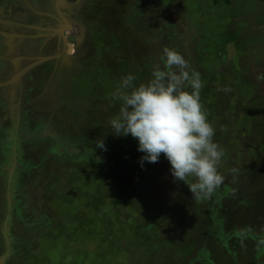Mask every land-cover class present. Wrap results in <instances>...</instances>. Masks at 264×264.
Wrapping results in <instances>:
<instances>
[{
  "label": "rangeland",
  "instance_id": "374dc122",
  "mask_svg": "<svg viewBox=\"0 0 264 264\" xmlns=\"http://www.w3.org/2000/svg\"><path fill=\"white\" fill-rule=\"evenodd\" d=\"M170 1L176 5L167 20L176 24L174 35L184 38L179 52L201 74V103L216 129L215 142L225 150L219 167L225 176L223 185L210 199L197 201L183 182L174 181L163 154L158 163L141 166L138 140L112 133L109 121L119 114L121 104L111 93L128 74L137 77V86L150 80L156 62L144 45L146 33L140 31L139 37L124 24L131 19L126 14L131 13L129 0H106L109 6L94 0L90 11L81 12L86 18L82 27L74 23L69 27L102 48L78 63L81 84L76 75L65 72L53 92L63 100L69 83L75 89L77 99L71 102L75 105H59L58 111L96 149L103 141L106 163L91 157L87 163L78 158L65 165L42 155L51 144L34 149L35 204L41 212L38 218H45L35 235L29 231L17 264H264V49L258 50L264 33L260 32L249 55L254 41L245 42L238 34L242 44L239 36L231 37L240 23L259 32L264 9L254 14L256 21L250 27L248 15L219 22L210 17L208 8L197 18V0ZM117 18L121 21L102 23ZM122 23L130 35L122 30ZM97 26L102 29L99 40L94 39ZM239 51V59L247 61L241 67L230 64L239 62ZM93 60L104 64L99 72L107 81L102 80L106 89L88 74ZM108 82L111 89L105 86ZM42 88L43 84L36 93ZM232 168L239 170L238 175L233 176ZM123 182L134 187H124Z\"/></svg>",
  "mask_w": 264,
  "mask_h": 264
},
{
  "label": "flooded vegetation",
  "instance_id": "af4514ba",
  "mask_svg": "<svg viewBox=\"0 0 264 264\" xmlns=\"http://www.w3.org/2000/svg\"><path fill=\"white\" fill-rule=\"evenodd\" d=\"M78 1L0 0V264H12L15 256L17 257L15 264L19 263L18 259L21 258L23 243L27 241L29 231L35 235L37 229H42L43 226L42 218L45 217L38 218L41 212L35 204L37 195L34 191L35 170L32 172L31 167L37 158L35 148L36 151H40L44 143L51 144L47 149H42V155L46 156L47 160L49 158L61 161L65 165L78 158L79 160L83 158V162L87 163L91 157L100 159L102 165L106 163L103 149H96L88 141L87 135L80 133L81 129L73 121L72 123L67 121L63 113L58 111L59 105L71 108L74 104L71 102L77 99V97L74 99L75 89L69 83L70 87L64 90L63 100L56 97L53 92L56 80H60L59 76L65 72L67 76L76 75L81 84L82 71L76 70L78 63L80 64L82 60L84 63L85 57L89 58L96 48H102L101 44L92 43L90 36L87 38L83 32L78 34L74 29H70L72 23L82 27L80 25L84 24L86 18L83 15L81 17V12L86 8L91 9L94 0L86 1L85 5ZM120 1L126 3V0ZM242 1L197 0V18H200L203 10L208 8L210 10L208 12L212 13L210 17L219 22L222 18L233 19L235 15H242L246 19L245 15H248L247 22L251 27L256 21L254 14L264 9V0ZM129 2L131 13L126 14L131 19L124 24L131 26L139 37L141 32L146 33L148 42L144 45L149 48L148 55L155 58L154 62H160L164 47L179 51V43L184 38L182 35H174L176 24L168 21L166 17L171 13L174 2L171 3L170 0ZM103 5L109 6L106 0ZM212 8L215 10H211ZM115 21L121 20L117 18ZM115 21L103 19L102 23L111 25ZM124 24H120L122 30L130 35ZM240 24L231 37L236 39L240 35L245 38V42L254 41L248 51V55L253 54L255 41L264 33V23L261 22L259 32L254 30L256 33L251 31L249 26ZM94 30L97 31L94 39L99 40L102 29L97 26ZM238 43L243 44L241 37ZM89 47L92 49L89 50ZM262 49L264 43L258 46V50ZM239 53L240 51L236 53L238 59L241 57ZM98 60H93L94 63L91 61L93 64L89 65L88 70L91 71H88V74L95 79V83L106 89L102 83V80H106L100 78L102 72H99L104 69V64ZM238 61L240 63L230 61V64L241 67L247 62L246 60L243 62V59ZM74 71L77 74H74ZM55 76L57 78L54 79ZM42 84L40 93H36ZM105 86L109 89L113 87L110 82ZM82 91L84 92V88ZM36 103L40 106L35 105ZM38 109L40 111H36ZM97 110L102 111L99 108ZM32 135L40 137L33 139ZM96 150H100L99 155L96 154ZM123 185L128 188L134 187L129 183Z\"/></svg>",
  "mask_w": 264,
  "mask_h": 264
},
{
  "label": "clouds",
  "instance_id": "9594fccd",
  "mask_svg": "<svg viewBox=\"0 0 264 264\" xmlns=\"http://www.w3.org/2000/svg\"><path fill=\"white\" fill-rule=\"evenodd\" d=\"M136 79L132 74L122 77L111 93L121 104L109 121L112 133L138 140L141 166L158 163L163 154L174 181L183 182L193 199H210L225 181L219 171L225 150L215 142L216 129L201 103V74L179 51L164 47L151 79L138 86ZM96 147L106 150L103 141ZM230 171L239 173L237 168Z\"/></svg>",
  "mask_w": 264,
  "mask_h": 264
},
{
  "label": "water",
  "instance_id": "95a60500",
  "mask_svg": "<svg viewBox=\"0 0 264 264\" xmlns=\"http://www.w3.org/2000/svg\"><path fill=\"white\" fill-rule=\"evenodd\" d=\"M51 135H53V134H51ZM39 137H40V135H32L33 139H36V138H39Z\"/></svg>",
  "mask_w": 264,
  "mask_h": 264
},
{
  "label": "bare ground",
  "instance_id": "6f19581e",
  "mask_svg": "<svg viewBox=\"0 0 264 264\" xmlns=\"http://www.w3.org/2000/svg\"><path fill=\"white\" fill-rule=\"evenodd\" d=\"M113 20V19H112ZM115 21V20H114ZM109 23H111V22H109ZM112 24V23H111ZM93 62V61H92ZM94 63V62H93ZM92 63V64H93ZM97 64H98V62H97ZM101 64H99V66H100ZM93 66V65H92ZM97 66V65H96ZM94 68H96V67H94ZM89 71H91V70H89ZM94 72V71H93ZM91 74V73H90ZM93 75V74H92ZM91 76V75H90ZM100 85V84H99Z\"/></svg>",
  "mask_w": 264,
  "mask_h": 264
}]
</instances>
